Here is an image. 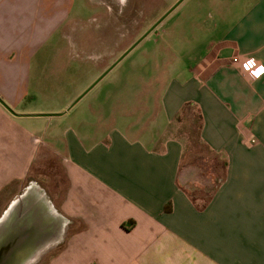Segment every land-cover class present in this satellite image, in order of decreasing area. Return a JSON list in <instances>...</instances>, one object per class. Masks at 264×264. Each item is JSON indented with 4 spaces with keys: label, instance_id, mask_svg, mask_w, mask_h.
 <instances>
[{
    "label": "crops",
    "instance_id": "0c3cea01",
    "mask_svg": "<svg viewBox=\"0 0 264 264\" xmlns=\"http://www.w3.org/2000/svg\"><path fill=\"white\" fill-rule=\"evenodd\" d=\"M74 4L0 0V98L14 110L0 101V244L20 224L35 226L28 241L40 246L23 264L49 255V264H264V73L253 78L244 67L253 57L264 70V0H199L183 40L156 50L168 54L163 69L172 74L137 98L140 123L131 135L88 116L54 121L110 71L103 55L61 108L40 105L48 66L76 70L74 58L41 55ZM187 103L202 113V139L228 160L205 208L181 186L185 144L171 131ZM46 151L68 181L59 204L57 192L30 185ZM34 211L36 222L25 217Z\"/></svg>",
    "mask_w": 264,
    "mask_h": 264
},
{
    "label": "rangeland",
    "instance_id": "374dc122",
    "mask_svg": "<svg viewBox=\"0 0 264 264\" xmlns=\"http://www.w3.org/2000/svg\"><path fill=\"white\" fill-rule=\"evenodd\" d=\"M177 1L75 0L74 10L69 20L62 30L56 32L48 40L41 55L74 58L76 67L73 66L71 69L76 70L70 73L59 71L58 73L63 76L59 80L57 77L59 74L52 66H48L43 80L44 95L39 98L40 105L44 108H61L63 96H72L82 88L86 81L85 77L90 73V71L88 73L90 64L94 63L97 54L98 56L103 55L105 57L103 60L110 63V68L116 65L78 101L69 113L54 117L56 118L54 121L63 120L68 124H73L81 116H88L94 122L101 123L103 121L104 129L109 127L110 130L112 126H117L129 131L130 128L131 135L132 126L140 123L136 109L137 98L147 96L148 92L161 88L165 85L167 77L172 74V71L167 73L168 71L163 69L168 54H164L163 50H158L160 54L156 56V50L168 39L183 40L185 29H188L185 20L189 17V13L198 8L199 0H183L165 18L162 24L164 27L161 25L158 28V26L122 60L119 62L118 60ZM165 29L168 30L164 31ZM69 44L71 49L67 48ZM176 44L181 45L180 42H176ZM180 50L183 52V48H176V51ZM115 58L117 59L115 60ZM80 59L84 61H79ZM92 73L93 70L91 75ZM155 76H157L158 82L152 81ZM92 85L88 86L82 94ZM143 101V103L140 102L141 105L149 103L148 100L145 101V98ZM99 116H102V119L105 117L107 119L100 120L97 118ZM195 119H197L195 115H188L187 120L182 116L175 122V130L183 132L182 135L187 140L181 173L182 184L184 186L198 185L205 190H214L217 185L216 179L224 169L219 158L216 160L209 157L204 158V154L208 153L207 150L203 151L202 146L196 147V142L191 144L192 140L187 139L190 128H194L193 121ZM51 128L52 126L48 133ZM192 131H195V128ZM220 160L222 162L221 158ZM31 174L33 180L30 185L38 183L46 188L51 196L57 192L55 200L59 204L68 181L63 165L59 158L55 157L54 152L46 151L45 157L34 164ZM15 188L13 189L15 190ZM49 262L50 255L43 260L42 264H49Z\"/></svg>",
    "mask_w": 264,
    "mask_h": 264
},
{
    "label": "water",
    "instance_id": "95a60500",
    "mask_svg": "<svg viewBox=\"0 0 264 264\" xmlns=\"http://www.w3.org/2000/svg\"><path fill=\"white\" fill-rule=\"evenodd\" d=\"M183 0H178L177 3L172 6L151 28L145 32L143 36H141L129 49L126 50L124 55L119 59L122 60L130 51L134 49L143 39H145L153 30L156 29L157 26H159L165 18L182 2ZM111 69V68H110ZM107 72H105L103 75H105ZM97 82H95L84 94H86ZM83 94V95H84ZM82 97V96H81ZM80 97V98H81ZM78 98L77 101L80 99ZM0 101L12 112L14 110L8 106L1 98ZM27 219L30 217L33 219V221H37L38 219V214L37 211L30 212L26 214L25 216ZM22 227V229H21ZM37 231L35 226L29 227L27 225H15L12 227V232L11 235L9 236L10 239L4 240L0 245V264H23L27 258L31 255V251H35V248H39L40 246H37V242L34 244L33 242H30L31 238L36 237ZM26 236V240H23V237ZM28 238L30 239L28 241ZM23 240V244H19ZM6 246L4 247V245ZM40 244V243H39ZM21 248L23 250V254L20 255L19 252L22 253ZM19 250V251H18Z\"/></svg>",
    "mask_w": 264,
    "mask_h": 264
},
{
    "label": "trees",
    "instance_id": "16d2710c",
    "mask_svg": "<svg viewBox=\"0 0 264 264\" xmlns=\"http://www.w3.org/2000/svg\"><path fill=\"white\" fill-rule=\"evenodd\" d=\"M188 115H195L197 119H195L193 121L194 124V128L195 131H192L194 128H190L188 135H187V139H191V144L196 142V147L202 146L203 151L207 150V154H204V158L209 157L210 159L213 158L214 160H216V158H219L220 163L223 166V173L217 177V185L216 188L214 190H205L203 188H201L198 185H192V186H184L183 184H181L182 188L188 193V195L192 198V200H194V202L198 203V206L200 208H205L210 201L212 200L215 192L217 191L218 187L221 185V183L223 181H225L226 176H227V167H228V160H226L221 154H219L218 152H216L215 150H213L203 139H202V129H203V116L202 113L195 107L193 106L191 103H187L186 105H184L183 109L181 110L180 114L178 115V117L176 118V120H180V118L182 116H184V119L187 120ZM189 122V121H188ZM174 130L176 133L175 135H177L178 137H180L181 139H183L184 144H185V150H186V142L187 140L185 139V137L182 135L184 134L183 132L180 133V131L175 130V128H172L171 131ZM190 141V140H189ZM184 150V154H183V159H182V163H181V170H182V166L184 163V158L186 155V151ZM220 158L222 159V162L220 160ZM171 208V203H169L166 206V211H170Z\"/></svg>",
    "mask_w": 264,
    "mask_h": 264
},
{
    "label": "built area",
    "instance_id": "2783aa9c",
    "mask_svg": "<svg viewBox=\"0 0 264 264\" xmlns=\"http://www.w3.org/2000/svg\"><path fill=\"white\" fill-rule=\"evenodd\" d=\"M244 67L253 78H260L264 73V70L260 66L259 62L253 57L244 61Z\"/></svg>",
    "mask_w": 264,
    "mask_h": 264
},
{
    "label": "flooded vegetation",
    "instance_id": "af4514ba",
    "mask_svg": "<svg viewBox=\"0 0 264 264\" xmlns=\"http://www.w3.org/2000/svg\"><path fill=\"white\" fill-rule=\"evenodd\" d=\"M23 244V241L21 240V242H19V244ZM6 246V244L4 245V247ZM0 247H1V245H0ZM19 251V250H18ZM21 251L23 252V250H22V248H21ZM19 253H21V252H19Z\"/></svg>",
    "mask_w": 264,
    "mask_h": 264
}]
</instances>
